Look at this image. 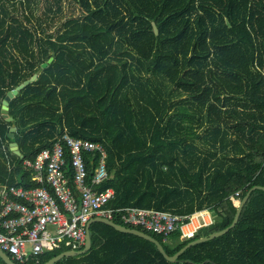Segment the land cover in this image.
Listing matches in <instances>:
<instances>
[{
	"label": "trees",
	"instance_id": "1",
	"mask_svg": "<svg viewBox=\"0 0 264 264\" xmlns=\"http://www.w3.org/2000/svg\"><path fill=\"white\" fill-rule=\"evenodd\" d=\"M33 75L8 104L11 122L0 113V187H36L23 159L64 133L101 143L110 179L98 190L115 191L108 208L210 215L191 238L114 215L169 255L229 227L234 201L264 187V0H0V110ZM86 159L92 178L98 156ZM90 233V250L56 264H264V191L251 193L231 230L177 262L104 222Z\"/></svg>",
	"mask_w": 264,
	"mask_h": 264
},
{
	"label": "built area",
	"instance_id": "2",
	"mask_svg": "<svg viewBox=\"0 0 264 264\" xmlns=\"http://www.w3.org/2000/svg\"><path fill=\"white\" fill-rule=\"evenodd\" d=\"M86 154L98 156L92 178ZM107 157L101 143L64 133L34 159H23L31 181L38 185L0 187V250L18 264L38 260L55 250L79 251L86 244L89 223L96 218L113 220L114 215H119L124 224L165 236L180 229L182 237H193L201 227L196 219L203 212L180 216L144 207L108 208L115 191L98 190L110 179Z\"/></svg>",
	"mask_w": 264,
	"mask_h": 264
},
{
	"label": "water",
	"instance_id": "3",
	"mask_svg": "<svg viewBox=\"0 0 264 264\" xmlns=\"http://www.w3.org/2000/svg\"><path fill=\"white\" fill-rule=\"evenodd\" d=\"M155 31L157 33V29L156 28H155ZM52 60H53V58H50L48 62L43 63L42 67L46 68ZM37 77H38L37 75H33L29 80L24 81L22 84L18 85L15 89L9 91L6 94L4 100L2 101L1 110H0V113H1V115L3 117V119L5 120V122H11V120H12L8 116V104H9V102L18 94V92L24 86L29 85L33 81H36ZM15 132H16V129L14 127L10 128L8 137L9 138H13ZM9 147H10V150H12L16 155H19L20 157H22L21 154H20V151L18 150V147H17L16 143H9ZM255 190L264 191V187L255 186L248 192V194L246 196H244V198L237 205L236 214H235V216L233 218V221H232V223H231V225L229 227H227V228H225V229H223V230H221L219 232H214V233H212V234H210V235H208L206 237L203 236V237H200V238H197V239H194V240L188 242L183 248H181L174 255H169L165 251V248H164L163 244L157 238H155L154 236L148 234L145 231L117 224V223L113 222V220H110V219H107V218H105V219L104 218H96V219H93L88 225L87 240H86V244H85V246H84V248L82 250H79V251H75V250L66 251V252L58 255L57 257L49 260L45 264H56L57 262H59L60 260L66 258L67 256L81 255V254L86 253L88 250H90L91 246H92V238H91V233H90V226H91V224L97 223V222H100V223L104 222V223L110 225L111 227H113L114 229H116L118 231L125 232V233H131V234L137 235L139 237H143V238L155 243L157 245L159 251L166 258V260L171 261V262H177L179 260L180 255L185 251V249L187 247H189V246H191L193 244H196V243H200V242L209 240V239L213 240L215 238H218V237L224 235L229 230H231L236 225V223L238 221V218H239V215H240V212H241L244 204L247 203L251 193L253 191H255ZM0 258L5 262V264H17L6 253H4L1 250H0Z\"/></svg>",
	"mask_w": 264,
	"mask_h": 264
},
{
	"label": "crops",
	"instance_id": "4",
	"mask_svg": "<svg viewBox=\"0 0 264 264\" xmlns=\"http://www.w3.org/2000/svg\"><path fill=\"white\" fill-rule=\"evenodd\" d=\"M197 224H201V226H206L211 223V217L208 213L203 212L201 215L198 216L196 219Z\"/></svg>",
	"mask_w": 264,
	"mask_h": 264
},
{
	"label": "rangeland",
	"instance_id": "5",
	"mask_svg": "<svg viewBox=\"0 0 264 264\" xmlns=\"http://www.w3.org/2000/svg\"><path fill=\"white\" fill-rule=\"evenodd\" d=\"M239 202L236 203V205H238Z\"/></svg>",
	"mask_w": 264,
	"mask_h": 264
}]
</instances>
